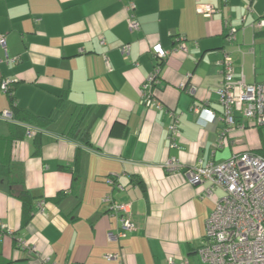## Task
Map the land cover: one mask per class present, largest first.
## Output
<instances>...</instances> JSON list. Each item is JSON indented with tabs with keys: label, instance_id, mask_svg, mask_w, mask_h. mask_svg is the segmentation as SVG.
I'll return each mask as SVG.
<instances>
[{
	"label": "crops",
	"instance_id": "1",
	"mask_svg": "<svg viewBox=\"0 0 264 264\" xmlns=\"http://www.w3.org/2000/svg\"><path fill=\"white\" fill-rule=\"evenodd\" d=\"M203 4L218 12L205 17ZM127 5L0 0V35L8 55L18 58L0 63L1 75L14 81V103L0 92V113L22 111L44 121L38 153L33 138H16L21 130L1 119L0 139L16 138L11 159L21 165L35 202H45L44 215L36 204L33 217L23 220V204L10 194L0 168V221L12 232L0 235V264H119L106 258L115 253L122 264H206L198 250L223 193L207 198L185 170L247 151L264 154V126L235 130L217 146L225 127L217 94L223 51L233 57L235 80L264 82V28L254 26L264 18V0H135L137 32L128 28ZM225 21L237 29L234 43L226 39ZM180 41L187 52L175 50ZM127 44L128 57L121 52ZM156 47L169 52L156 90L162 108L141 104ZM191 85L194 93L187 91ZM194 106L209 108L215 120L199 118ZM83 111L88 123L95 120L90 145L68 135ZM169 112L180 120L174 141ZM24 120L40 127L36 119ZM171 158L182 171L164 168ZM108 177L121 189L110 186ZM108 194L131 205L137 226L119 241L109 239L119 224L104 202ZM17 239L35 244L38 253L18 248Z\"/></svg>",
	"mask_w": 264,
	"mask_h": 264
},
{
	"label": "built area",
	"instance_id": "2",
	"mask_svg": "<svg viewBox=\"0 0 264 264\" xmlns=\"http://www.w3.org/2000/svg\"><path fill=\"white\" fill-rule=\"evenodd\" d=\"M223 2L227 3L228 0ZM126 9L129 13L127 23L129 30L139 31L141 25L134 14L135 0H128ZM200 11L207 18H211L218 12L211 4L200 5ZM224 26L227 41L236 42L237 29L228 21H225ZM254 26L256 29H263L264 18L258 20ZM101 42L104 44V39ZM0 47L5 50V59L0 60V63L11 65L18 62V58H12L7 53L5 35H0ZM175 50L187 52L186 45L181 41L178 42ZM121 52L128 57L130 45L122 46ZM168 57L169 52L163 48L156 47L153 52L155 66L143 85L141 93V104L145 107L162 108V103L156 96V90L161 84L162 65ZM106 63L108 65V60ZM219 64L222 68V82L217 94L222 107V120L225 122L217 145L221 147L225 145L229 134L235 130L243 131L248 126L257 128L264 126V82L248 84L244 79L235 80L234 60L227 50L223 51ZM13 84V80L3 77L0 72L1 93L12 94ZM187 91L194 93L195 88L191 85ZM193 112L199 115V118L205 117L211 122L216 117L209 108L194 106ZM169 115L172 119L169 133L171 140L174 141L180 132V120L174 112H169ZM0 119L10 123L15 121L9 110L0 113ZM37 132H39L38 128L26 126V136L33 138ZM173 145L176 146L175 143ZM164 168L170 173L183 170L182 164L176 158L167 160ZM184 174L190 184L204 187V195L207 198H212L217 191L223 193L207 222L206 240L198 250L202 262L206 264H264V154L247 151L233 155L221 163L188 168ZM106 181L110 186L121 189L114 178L108 177ZM104 202L110 208V215L115 217L119 224L117 234L110 232V240L119 241L136 232L137 226L132 219L130 204L118 202L112 194H108ZM44 205V201L38 203V209L42 215H44ZM3 234L12 235V232L0 221V235ZM16 243L20 249L38 253L35 244L30 245L20 239H17ZM106 258L122 264L119 253L109 254ZM169 263L174 264V260L170 259ZM42 264H47L46 260Z\"/></svg>",
	"mask_w": 264,
	"mask_h": 264
},
{
	"label": "trees",
	"instance_id": "3",
	"mask_svg": "<svg viewBox=\"0 0 264 264\" xmlns=\"http://www.w3.org/2000/svg\"><path fill=\"white\" fill-rule=\"evenodd\" d=\"M13 85L11 86L12 94H8L12 98V103H14ZM12 114H13L15 121L11 123L9 122V123L13 125L14 127L19 128L21 130L20 137H16L18 139H22L24 137L23 135L26 133V126L30 125V126L35 127V125L31 123L32 120L26 121L25 124L22 123V122H25L24 119H32V118L34 120L36 119V122L39 123L40 125V127L36 126L38 129L39 128L41 129L44 125V121H41L40 119L37 120L38 119L37 117L35 118L29 117L28 115H26L25 112L13 110ZM87 118L88 117H86V113L83 111L81 115L77 117L75 121L73 122V124L71 125L68 135L72 139L81 137L82 142L85 145H90L91 144L90 143L91 142V129H92L91 127L93 125L92 122L95 120L88 123ZM41 122L43 123L41 124ZM39 137H40L39 132H37L35 136L33 137V139L35 140V146L37 147L36 153H38L39 146H40ZM14 139H11V140L0 139V168H1L2 175L7 178L9 189H10L9 190L10 194L13 197L19 199L23 204V220L26 221L27 219L33 217L35 213L36 204L38 203L35 202V197L33 196L32 192L29 189H27L24 185L23 169L21 165L16 164L11 159L10 147ZM58 197H60V195Z\"/></svg>",
	"mask_w": 264,
	"mask_h": 264
}]
</instances>
